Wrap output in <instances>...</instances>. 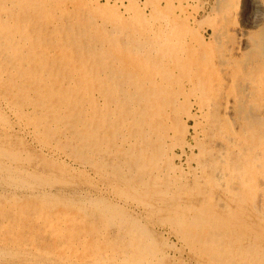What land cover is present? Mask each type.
<instances>
[{
  "label": "rangeland",
  "instance_id": "1",
  "mask_svg": "<svg viewBox=\"0 0 264 264\" xmlns=\"http://www.w3.org/2000/svg\"><path fill=\"white\" fill-rule=\"evenodd\" d=\"M33 1L0 0V264H264V0ZM38 12L47 16L42 23ZM2 25L16 29L7 33L11 40ZM63 50L74 57L70 67ZM6 74L7 80L16 77L11 86ZM68 76L81 80L71 86L89 79L90 99L100 106L93 121L102 128L88 141L62 134L64 127L41 102L46 87L60 91ZM31 77L43 80L41 87ZM90 99L81 103L85 110H91Z\"/></svg>",
  "mask_w": 264,
  "mask_h": 264
},
{
  "label": "bare ground",
  "instance_id": "2",
  "mask_svg": "<svg viewBox=\"0 0 264 264\" xmlns=\"http://www.w3.org/2000/svg\"><path fill=\"white\" fill-rule=\"evenodd\" d=\"M5 1H7V0H5ZM11 1V0H10ZM14 1V0H13ZM18 1V0H17ZM20 1H22V0H20ZM25 2H26V0H24ZM40 1V0H39ZM60 1V0H59ZM97 1H99V0H97ZM136 1V0H135ZM147 1V0H146ZM33 2H35V0L33 1ZM45 2V1H44ZM56 2H58V1H56ZM61 2H62V0H61ZM79 2V1H78ZM83 2V1H82ZM86 2V1H85ZM88 2H90V0L88 1ZM100 2V1H99ZM116 2V1H115ZM137 2V1H136ZM239 3H240V1H238ZM262 2V1H261ZM4 3H6V2H4ZM22 3V2H21ZM37 3V2H36ZM39 3V2H38ZM91 3V2H90ZM93 3V2H92ZM123 3V2H122ZM121 3V4H122ZM148 3V2H147ZM173 2H171V4H172ZM236 3V2H235ZM238 3V4H239ZM2 4H3V2H2ZM54 4V3H53ZM87 4V3H86ZM85 4V5H86ZM134 4V3H133ZM179 4V3H178ZM177 4V5H178ZM227 4V3H226ZM228 4H230L229 2H228ZM238 4H236V5H238ZM6 5V4H5ZM5 5H4V7H5ZM10 5V4H9ZM29 5H31V6H33L32 4H29ZM92 5H94V3L92 4ZM91 4H90V6H92ZM123 5V4H122ZM167 5H169V4H167ZM1 6V5H0ZM3 6V5H2ZM8 6V5H7ZM17 6V5H16ZM31 6H30V8H31ZM34 6L36 7V5H35V3H34ZM43 6V5H42ZM47 6V5H46ZM78 6H79V4H78ZM89 6V7H90ZM128 6V5H127ZM126 6V7H127ZM133 6H135V5H133ZM139 6L140 7H142L140 4H139ZM144 6V5H143ZM264 6V5H263ZM3 7V8H4ZM26 7L28 8V6L26 5ZM25 7V9L24 8H22V9H24L25 11H26V8ZM71 7V6H70ZM76 7V6H75ZM74 7V8H75ZM80 7L81 6H79L78 8L80 9ZM93 7V6H92ZM130 7V6H129ZM227 7V6H226ZM239 7V6H238ZM9 8V7H8ZM14 8H16L15 6H14ZM20 8V7H19ZM61 8V7H60ZM63 8V7H62ZM73 8V9H74ZM77 8V9H78ZM94 8V7H93ZM97 8V7H96ZM99 8V7H98ZM97 8V9H98ZM119 8V7H118ZM124 8V7H123ZM131 8V7H130ZM179 8V7H178ZM177 8V9H178ZM21 9V8H20ZM39 9H41V8H39ZM65 9V8H64ZM91 9V8H90ZM127 9L128 10H131V9H129L128 7H127ZM135 9V8H134ZM138 9V8H137ZM141 9V8H140ZM12 10V9H11ZM33 10V9H32ZM36 10V9H35ZM42 10V9H41ZM40 10V12H43V11H41ZM49 10V9H48ZM63 10V9H62ZM84 10V9H83ZM144 10V9H143ZM146 10V9H145ZM176 10V9H175ZM179 10V9H178ZM1 11L2 10H0V13H1ZM15 11V10H14ZM28 11V10H27ZM31 11V10H30ZM36 11H38V10H36ZM64 11V10H63ZM69 11V10H68ZM79 11V10H78ZM78 11H77V14H78ZM80 11H81V9H80ZM124 11V10H123ZM136 11V10H135ZM135 11H133V14H134V12ZM140 11H142V10H140ZM180 11V10H179ZM182 11V10H181ZM3 12V11H2ZM4 12H5V10H4ZM10 12V11H9ZM19 12H20V10H19ZM22 12V11H21ZM54 12H57V11H54ZM93 11H91V13H92ZM99 12V11H98ZM138 12V11H137ZM175 12V11H174ZM5 13H8V12H5ZM11 13V12H10ZM10 13H8V16L10 15ZM23 14H24V12H22ZM32 13V12H31ZM34 13H36V12H34ZM48 13H49V11H48ZM53 13V12H52ZM82 13V12H81ZM136 13V12H135ZM142 13V12H141ZM141 13L139 12V14L141 15ZM173 13V12H172ZM184 13H185V11H184ZM183 12H182V14H184ZM226 13H227V11H226ZM234 13V12H233ZM233 13H232V15H233ZM4 14V13H3ZM51 14V13H50ZM58 14V13H57ZM60 14V13H59ZM84 14V13H83ZM87 14V13H86ZM115 15H116V13H114ZM142 14H144L145 15V13H142ZM177 14V13H176ZM175 14V15H176ZM180 14V13H179ZM181 14V15H182ZM228 14H230V11L228 12ZM53 15H56V14H53ZM61 15V14H60ZM78 15H81V14H78ZM93 15V14H92ZM105 15V14H104ZM110 15H112V14H109V16ZM114 15V16H115ZM131 15V14H130ZM135 15V14H134ZM134 15H133V18H134ZM185 15H186V13H185ZM224 15V14H223ZM231 15V16H232ZM236 15H237V13H236ZM5 16V15H4ZM85 16V15H84ZM102 16V15H101ZM132 16V15H131ZM136 16V15H135ZM138 16V15H137ZM180 16V15H179ZM187 16V15H186ZM11 17V15L9 16V18ZM21 17V16H20ZM19 16L17 17L16 16V18H17V22L19 21L18 19L20 18ZM29 17V16H28ZM36 17V16H35ZM47 16H46V14L45 13H37V18H39V19H37V20H39V22H40V20L42 19V20H45V19H43V18H46ZM63 17V16H62ZM75 17V16H74ZM87 17V16H86ZM91 17V16H90ZM103 17V16H102ZM117 17V16H116ZM139 17V16H138ZM174 17V16H173ZM234 17V16H233ZM13 18H14V16H13ZM15 18V19H16ZM34 18V17H33ZM49 18V17H48ZM53 18V17H52ZM55 18V17H54ZM53 18V19H54ZM82 18V17H81ZM93 18V17H92ZM132 18V17H131ZM137 18V17H136ZM140 18V17H139ZM177 18V17H176ZM181 18V17H180ZM11 19V18H10ZM36 19V18H35ZM59 19H60V17H59ZM67 19H68V17H67ZM69 19H71V18H69ZM68 19V20H69ZM76 19V18H75ZM78 19V18H77ZM86 19V18H85ZM90 19V18H89ZM104 19V18H103ZM106 19H107V17H106ZM182 19V18H181ZM232 19V18H231ZM8 20V19H7ZM14 20V19H13ZM24 20V19H23ZM31 20H32V17H31ZM55 20V19H54ZM62 20V19H61ZM79 20V19H78ZM83 20V19H82ZM108 20V19H107ZM228 20V19H227ZM235 18L233 19V20H231L230 21V19L228 20V21H230V22H235ZM1 21H2V19H1ZM27 21V20H26ZM74 21V20H73ZM72 21V22H73ZM86 21V20H85ZM135 21V20H134ZM165 21V20H164ZM167 21V20H166ZM178 21V20H177ZM190 21V20H189ZM16 22V21H15ZM14 22V23H15ZM28 22V21H27ZM38 22V21H37ZM54 22V21H53ZM59 22V21H58ZM61 22V21H60ZM63 22V21H62ZM62 22H61V25H63L62 24ZM75 22L77 23L78 21L76 20V21H74V24H75ZM81 22V21H80ZM83 22V21H82ZM88 22V21H87ZM94 22V21H93ZM112 22V21H111ZM118 22V21H117ZM175 22H176V20H175ZM184 22V21H183ZM182 22V23H183ZM223 22H225V21H223ZM40 23H42V21L40 22ZM49 23V22H48ZM48 23H47V25H48ZM63 23H65V22H63ZM84 23V22H83ZM90 23H91V20H90ZM89 23V24H90ZM106 23V22H105ZM108 23V22H107ZM115 23V22H114ZM168 23V22H167ZM179 23V22H178ZM236 23V22H235ZM7 24H9V23H7ZM10 24H12V23H10ZM24 24V23H23ZM23 24H22V26H23ZM46 24V23H45ZM71 24H73V23H71ZM101 24V23H100ZM103 24V23H102ZM112 24V23H111ZM27 25V24H26ZM107 25H109V23L107 24ZM113 25V24H112ZM181 25V24H180ZM222 25V24H221ZM9 26V25H8ZM8 26H5V25H2V27L1 28H3L4 29V31H6V32H4V31H2L3 32V36H6L5 38L6 39H10L9 37H8V34L10 33V32H13V31H16V29L14 30V28L13 27H8ZM28 26V25H27ZM60 26V25H59ZM64 26V25H63ZM71 26V25H70ZM102 26V25H101ZM127 26V25H126ZM140 26V25H139ZM142 26V25H141ZM186 26H188L187 24H186ZM225 26V25H224ZM235 26V25H234ZM236 26H238V25H236ZM24 27H25V25H24ZM43 27H45V26H43ZM50 27V26H49ZM49 27H47V28H49ZM79 27V26H78ZM83 27V26H82ZM95 27V26H94ZM106 27V26H105ZM146 27V26H145ZM150 27H151V25H150ZM25 28H27V27H25ZM42 28V27H41ZM93 28V27H92ZM103 28H104V26H103ZM107 28H108V26H107ZM133 28V27H132ZM139 28V27H138ZM165 28V27H164ZM178 28V27H177ZM226 28V27H225ZM224 28V29H225ZM18 29V28H17ZM58 29V28H57ZM70 29V28H69ZM68 29V30H69ZM73 29V28H72ZM126 29V28H125ZM131 29V28H130ZM137 29V28H136ZM136 29H135V31H136ZM146 29V28H145ZM222 28L220 27V30H221ZM223 29V30H224ZM236 29V28H235ZM19 30V29H18ZM47 30V29H46ZM54 30V29H53ZM74 30V29H73ZM92 30V29H91ZM98 30V29H97ZM108 30H110L111 31V28L110 29H108ZM118 30V29H117ZM155 30V29H154ZM232 30L233 29H231V32H232ZM244 30V29H243ZM32 31V30H31ZM51 31H52V29H51ZM60 31H61V29H60ZM70 31V30H69ZM72 31V30H71ZM80 31L81 30H79L78 32H79V34H80ZM137 31H138V29H137ZM172 30H170V32H171ZM195 31V30H194ZM239 31V30H238ZM17 32V31H16ZM74 32V31H73ZM129 32H131V31H129ZM159 32V31H158ZM175 32H176V30H175ZM190 32V31H189ZM236 32V31H235ZM5 33V34H4ZM8 33V34H7ZM22 33H23V31H22ZM39 33V32H38ZM60 33H62V32H60ZM65 33V32H64ZM69 33V32H68ZM85 33V32H84ZM89 33H91V31L89 32ZM94 33V32H93ZM99 32H96V35L98 34ZM102 33H104V32H102ZM111 33V32H110ZM163 33V32H162ZM161 33V34H162ZM172 33V32H171ZM226 33V32H225ZM240 33H242V32H240ZM15 34H17V33H15ZM32 34V33H31ZM35 34V33H34ZM50 34H52V33H50ZM132 34H134L133 33V30H132ZM139 34V33H138ZM224 34V33H223ZM9 35H13V34H9ZM24 35V34H23ZM30 35V34H29ZM28 35V36H29ZM37 35V34H36ZM46 35H47V32H46ZM45 35V36H46ZM106 35V34H105ZM104 35V36H105ZM116 35V34H115ZM122 35V34H121ZM125 35V34H124ZM123 35V36H124ZM126 35H127V33H126ZM142 35V34H141ZM163 35V34H162ZM167 35H168V33H167ZM191 35V34H190ZM222 35V34H221ZM234 35V34H233ZM248 35V34H247ZM44 36V37H45ZM54 36V35H53ZM58 36V35H57ZM65 36V35H64ZM94 36V35H93ZM100 36H101V33H100ZM136 36V35H135ZM158 36V35H157ZM168 36H170V35H168ZM167 36V37H168ZM192 36V35H191ZM228 36V35H227ZM20 37V36H19ZM29 37H31V35L29 36ZM68 37V36H67ZM82 37H86V34H85V36H82ZM81 37V38H82ZM92 37V36H91ZM112 37H113V35H112ZM119 37V36H118ZM122 37V36H121ZM126 37V36H125ZM147 37V36H146ZM162 37V36H161ZM192 37H195L194 36V34H193V36ZM220 37V36H219ZM230 37V36H229ZM32 38H33V36H32ZM31 38V39H32ZM40 38V37H39ZM61 38V37H60ZM81 38H80V40H81ZM120 38V37H119ZM124 38V37H123ZM127 38V37H126ZM142 38H145V36H143ZM171 38V37H170ZM169 38V39H170ZM242 38H244V37H242ZM2 39H3V37H2ZM22 39V38H21ZM37 39H38V36H37ZM46 39V38H45ZM48 39V38H47ZM54 39V38H53ZM90 39V38H89ZM98 39V38H97ZM99 39H100V37H99ZM111 39V38H110ZM113 39V38H112ZM114 39H115V37H114ZM131 38H129V40H130ZM140 39V38H139ZM202 39V38H201ZM232 39V38H231ZM238 39V38H237ZM11 40V39H10ZM13 40V39H12ZM28 40H30V39H28ZM91 40H94V39H91ZM96 40V39H95ZM119 40V39H118ZM124 40H126V39H124ZM134 40V39H133ZM141 40V39H140ZM139 40V41H140ZM146 40V39H145ZM164 40V39H163ZM199 40V39H198ZM220 40V39H219ZM245 40V39H244ZM39 41H40V39H39ZM46 41V40H45ZM79 41V40H78ZM97 41V40H96ZM104 41V40H103ZM103 41H102V43H103ZM108 41V40H107ZM120 41V40H119ZM132 41V40H131ZM130 41V42H131ZM148 41V40H147ZM177 41V40H176ZM231 41H233V40H231ZM235 41V40H234ZM242 41V40H241ZM25 42H27V41H25ZM29 42V41H28ZM31 42H32V40H31ZM41 42V41H40ZM115 42H117L116 40H115ZM122 42V41H121ZM127 42V41H126ZM129 42V43H130ZM145 42V41H144ZM159 42V41H158ZM198 42H200V41H198ZM204 42V41H203ZM237 42V41H236ZM235 42V43H236ZM246 42V41H245ZM73 43V42H72ZM101 43V42H100ZM118 43V42H117ZM123 43V42H122ZM125 43V42H124ZM148 43H150L149 41H148ZM161 43V42H160ZM193 43H194V41H193ZM201 43V42H200ZM199 43V44H200ZM205 43V42H204ZM234 43V42H233ZM239 43V42H238ZM61 44V43H60ZM71 44V43H70ZM69 44V45H70ZM74 45H76L75 44V42L73 43ZM83 44V43H82ZM104 44V43H103ZM103 44H101V47L103 46ZM109 44V43H108ZM115 44V43H114ZM139 44V43H138ZM159 44V43H158ZM244 44V43H243ZM64 45V44H63ZM111 45V44H110ZM110 45H109V47H110ZM120 45H122V44H120ZM125 45V44H124ZM132 45H133V43H132ZM142 45V44H141ZM224 45V44H223ZM227 45V44H226ZM225 45V46H226ZM230 45H232V44H230ZM33 46V45H32ZM61 46V45H60ZM86 46V45H85ZM84 46V47H85ZM92 46V45H91ZM126 46V45H125ZM134 46V45H133ZM132 46V47H133ZM146 46V45H145ZM148 46V45H147ZM146 46V47H147ZM194 46V45H193ZM195 46H196V44H195ZM200 46H202V45H200ZM199 46V47H200ZM228 46V45H227ZM1 47H3V46H1ZM56 47H57V45H53V49L55 48L56 49ZM66 47V46H65ZM116 47V46H115ZM119 47V46H118ZM117 47V48H118ZM121 47V46H120ZM119 47V48H120ZM145 47V48H146ZM222 47V46H221ZM231 47V46H230ZM20 48V47H19ZM37 48H38V46H37ZM46 48V47H45ZM51 47H49V49H50ZM58 48H59V46H58ZM78 48V47H77ZM80 48V47H79ZM95 48V47H94ZM110 48H112V47H110ZM141 48V47H140ZM139 48V49H140ZM178 48V47H177ZM194 48V47H193ZM205 48V47H204ZM224 48V47H223ZM239 48H240V45H239ZM41 49V48H40ZM39 49V50H40ZM43 49V48H42ZM52 49V50H53ZM65 49H67V47L65 48ZM64 49V50H65ZM81 49V48H80ZM87 49H88V47H87ZM112 49H114V48H112ZM129 49V48H128ZM132 50L134 49V48H131ZM182 49V48H181ZM198 49V48H197ZM206 49V48H205ZM219 49H220V47H219ZM218 49V50H219ZM15 50H16V48H15ZM32 50V49H31ZM34 50V49H33ZM63 50V53L65 54V56H66V59H65V61H66V63H68V61L69 62H71V63H73L72 62V58H74V57H71L70 56V54L71 53H69V55H68V51L66 50V51H64ZM69 50V49H68ZM71 50V49H70ZM93 50V49H92ZM91 50V51H92ZM101 50L102 51H105L104 49H102L101 48ZM116 49H114V51H115ZM124 50V49H123ZM201 50H202V48H201ZM208 50V49H207ZM211 50V49H210ZM232 51H233V49H231ZM42 51V50H41ZM41 51H39L40 53H41ZM60 51V50H59ZM80 51V50H79ZM81 51H82V49H81ZM94 51V50H93ZM142 51H143V49H142ZM178 51V50H177ZM191 52H192V50H190ZM195 51L196 50H194L193 52H194V54H195ZM43 52H44V50H43ZM50 52V51H49ZM89 52V51H88ZM119 53H120V51H118ZM143 52H145V50L143 51ZM147 52V51H146ZM170 52V51H169ZM192 52V53H193ZM204 52H205V50H204ZM209 52V51H208ZM211 52V51H210ZM222 52V51H221ZM237 52V51H236ZM245 52V51H244ZM4 53V52H3ZM2 53V54H3ZM34 53V52H33ZM52 53H53V51H52ZM51 52H50V55L52 54ZM55 53V52H54ZM61 53V52H60ZM59 53V54H60ZM81 53V52H80ZM80 53H78V54H80ZM96 53H97V50H96ZM179 53V52H178ZM181 53V52H180ZM190 53V52H189ZM6 54V53H5ZM35 54V53H34ZM37 54H39L38 52H37ZM36 54V55H37ZM63 54V55H64ZM89 54V53H88ZM115 54V53H114ZM122 54V53H121ZM142 54V53H141ZM140 54V55H141ZM201 54V53H200ZM212 54V53H211ZM210 54V55H211ZM1 55V54H0ZM12 55H15V57L13 58V62L15 61V60H17L18 59V57H17V55L13 52V54ZM23 55V54H22ZM35 55V56H36ZM43 55V54H42ZM46 55V54H45ZM44 55V56H45ZM47 55H49V54H47ZM72 55H73V52H72ZM95 55V54H94ZM106 55V54H105ZM111 55V54H110ZM128 55V54H127ZM179 55V54H178ZM181 55V54H180ZM213 55H214V53H213ZM221 55L223 56L224 54H222L221 53ZM231 55V54H230ZM39 56H40V54H39ZM80 56V55H79ZM106 56H108V55H106ZM112 56V55H111ZM116 56H118V55H116ZM133 56V55H132ZM153 56H154V54H153ZM183 56V55H182ZM193 56V55H192ZM196 56V55H195ZM202 56V55H201ZM204 56H205V54H204ZM234 56V55H233ZM259 56V55H258ZM260 56H262V55H260ZM1 57V56H0ZM37 57V56H36ZM81 57V56H80ZM92 57V56H91ZM97 57V56H96ZM113 57V56H112ZM126 57V56H125ZM136 57H138V56H136ZM144 57V56H143ZM194 57V56H193ZM206 57V56H205ZM204 57V58H205ZM217 57V56H216ZM219 57V56H218ZM228 57V56H227ZM263 57V56H262ZM39 58H41V57H39ZM63 58H65V57H63ZM83 58H84V56H83ZM93 58V57H92ZM108 58V57H107ZM116 58V57H115ZM187 58H188V56H187ZM191 58V57H190ZM198 58V57H197ZM207 58H209V57H207ZM214 58V57H213ZM232 58V57H231ZM249 58V57H248ZM43 59V58H42ZM49 59V58H48ZM61 59V58H60ZM59 59V60H60ZM91 59V58H90ZM96 59V58H95ZM138 59V58H137ZM196 59V58H195ZM211 59H212V55H211ZM216 59V58H215ZM221 58H219V60H220ZM230 59V58H229ZM243 59V58H242ZM242 59L240 60V61H242ZM250 59H252V58H250ZM256 59V58H255ZM264 59V58H263ZM50 60V59H49ZM51 60H53V59H51ZM55 60V59H54ZM62 60V59H61ZM74 60H76V59H74ZM86 60V59H85ZM88 60H89V57H88ZM94 60V59H93ZM104 60V59H103ZM106 60V59H105ZM118 60H120V58L118 59ZM122 60V59H121ZM133 60V59H132ZM135 60V59H134ZM139 60H140V57H139ZM170 60V59H169ZM218 60V61H219ZM236 60V59H235ZM257 60H260V59H257ZM6 61V60H5ZM11 61V62H12ZM30 61H31V59H30ZM38 61V60H37ZM48 61V60H47ZM80 61V60H79ZM82 61H84L83 59H82ZM123 61V60H122ZM128 61V60H127ZM144 61V60H143ZM143 61H140V62H143ZM147 61V60H146ZM217 61V62H218ZM222 61H223V59H222ZM226 61V60H225ZM239 61V62H240ZM253 61V60H252ZM21 62V61H20ZM32 62V61H31ZM52 62V61H51ZM55 62V61H54ZM113 62V61H112ZM139 62V61H138ZM137 62V63H138ZM188 61H186V63H187ZM191 62V61H190ZM193 62V61H192ZM198 62V61H197ZM233 62V61H232ZM237 62V61H236ZM2 63H4V62H2ZM6 63V62H5ZM26 63V62H25ZM45 63L46 62H44V63H42V65H45ZM48 63V62H47ZM75 63V65H76V62H74ZM101 63V62H100ZM99 63V64H100ZM114 63V62H113ZM122 63V62H121ZM127 64H129L128 62H126ZM144 63V62H143ZM166 63V62H165ZM246 63V61H244V64ZM252 63V62H251ZM19 64V63H18ZM33 64H34V62H33ZM37 64H39V63H37ZM90 64V66H91V63H89ZM88 64V65H89ZM123 64V63H122ZM133 64V63H132ZM139 64V63H138ZM192 64V63H191ZM222 64V63H221ZM220 64V65H221ZM225 64H226V62H225ZM247 64V63H246ZM253 64H254V62H253ZM257 64V63H256ZM3 65V64H2ZM57 65V64H56ZM73 65V64H72ZM79 65V64H78ZM108 65V64H107ZM197 65H199V64H197ZM217 65V64H216ZM223 65V64H222ZM230 65V64H229ZM228 65V66H229ZM248 65H249V63H248ZM258 65H259V63H258ZM264 65V64H263ZM4 66V65H3ZM6 66H7V64H6ZM35 66H36V62H35ZM40 66V65H39ZM54 66V65H53ZM52 66V67H53ZM68 66H69V63H68ZM114 66V65H113ZM141 66V65H140ZM146 66V65H145ZM153 66H155V65H153ZM218 66H219V64H218ZM16 67V66H15ZM14 67V68H15ZM43 67V66H42ZM55 67V66H54ZM63 67H64V65H63ZM70 67V66H69ZM74 67V66H73ZM98 67V66H97ZM103 67H104V65H103ZM120 67H121V65H120ZM147 67V66H146ZM156 67V66H155ZM187 67H188V65H187ZM192 67H193V65H192ZM200 67V66H199ZM204 67V66H203ZM233 67V66H232ZM235 67V66H234ZM248 67V66H247ZM254 67V66H253ZM261 67V66H260ZM21 68V67H20ZM31 68V67H30ZM35 68V67H34ZM33 68V69H34ZM40 68H41V66H40ZM49 66H45V68H43L44 70H47V71H49ZM62 68V67H61ZM65 68V67H64ZM74 68H76V67H74ZM73 68V69H74ZM79 68V67H78ZM77 68V69H78ZM89 68V67H88ZM132 68V67H131ZM136 68V67H135ZM189 68V67H188ZM195 68H196V65H195ZM207 68V67H206ZM209 68H210V66H209ZM212 68V67H211ZM210 68V69H211ZM218 68V67H217ZM223 68V67H222ZM226 68V67H225ZM224 68V69H225ZM1 69V68H0ZM11 69H12V67H11ZM10 69V70H11ZM26 69H27V67H26ZM72 69V70H73ZM92 69H93V66H92ZM107 69H109V68H107ZM123 70H124V66H123V68H122ZM121 69V70H122ZM126 69V68H125ZM127 69H128V67H127ZM173 69V68H172ZM180 69H182V68H180ZM190 69V68H189ZM199 69V68H198ZM210 69H209V71H210ZM215 69V68H214ZM233 69V68H232ZM255 69H256V66H255ZM14 70V69H13ZM16 70H17V68H16ZM35 70L36 69H34V72H35ZM50 70H51V68H50ZM67 70V69H66ZM113 69L111 68V71H112ZM132 70V69H131ZM136 70V69H135ZM140 70H141V68H140ZM153 70V69H152ZM171 70V69H170ZM200 70V69H199ZM213 70V69H212ZM230 70V69H229ZM234 70V69H233ZM244 70V69H243ZM5 71V70H4ZM9 71V70H8ZM17 71H19V70H17ZM42 70H40L39 71V74H40V72H41ZM58 71V70H57ZM80 71V70H79ZM90 71V70H89ZM105 71V70H104ZM120 71V70H119ZM149 71V70H148ZM183 71H186L185 69L183 70ZM193 71H195V70H193ZM198 71V70H197ZM203 71V70H202ZM225 71V70H224ZM223 71V72H224ZM16 72V71H15ZM31 72V71H30ZM69 72V71H68ZM74 72V71H73ZM91 72L93 73V71L91 70ZM109 72V71H108ZM124 72V71H123ZM131 72V71H130ZM137 72V71H136ZM141 72V71H140ZM155 72V71H154ZM178 72V71H177ZM199 72V71H198ZM211 72V71H210ZM215 72V71H214ZM226 72V71H225ZM236 72V71H235ZM235 72H234V74H235ZM264 72V71H263ZM3 73V72H2ZM1 73V74H2ZM8 73V72H7ZM10 73H11V71H10ZM10 73H8V74H10ZM12 73H13V71H12ZM20 73V72H19ZM42 73V72H41ZM84 74H86V72H83ZM111 73H113V72H111ZM190 72H188V73H186V74H189ZM200 73V72H199ZM204 74H205V72H203ZM202 72H201V75L203 74ZM212 73H213V71H212ZM221 73V72H220ZM247 73V72H246ZM14 74V73H13ZM23 74H24V72H23ZM33 74V73H32ZM35 74V73H34ZM43 74V73H42ZM41 74V75H42ZM48 74H50V73H48ZM64 75H63V77L65 76V77H67L66 75H65V73H63ZM82 74V73H81ZM107 74V73H106ZM131 74H132V72H131ZM145 74V73H144ZM157 74H158V72H157ZM176 74H178V73H176ZM203 74V75H204ZM214 74V76H215V73H213ZM213 74H212V76H213ZM237 74V73H236ZM236 74H235V76H236ZM244 74H245V72H244ZM40 75V76H41ZM52 75V74H51ZM57 75H58V73L56 74V77H57ZM96 75V74H95ZM153 75V74H152ZM159 75V74H158ZM191 75H193V74H191ZM190 75V76H191ZM209 75H210V73H209ZM218 74H216V76H217ZM224 75H226V73L224 74ZM240 75V74H239ZM262 75V74H261ZM261 75H259V76H261ZM38 76V75H37ZM92 76V75H91ZM107 76V75H106ZM113 76H115L116 77V75H115V73H114V75ZM132 76V75H131ZM157 75L155 74V77H156ZM169 76V75H168ZM177 76V75H176ZM194 76V75H193ZM211 76V77H212ZM215 76V77H216ZM253 76V75H252ZM256 76V75H255ZM10 77V76H9ZM17 77H18V74H17ZM25 77H27V76H25ZM44 77V76H43ZM42 77V78H43ZM55 77V78H56ZM62 77V76H61ZM75 77V76H74ZM108 77V76H107ZM159 77V76H158ZM197 77V76H196ZM204 77V76H203ZM209 77V76H208ZM217 77H219V75L217 76ZM232 77V76H231ZM237 77H238V75H237ZM16 78V77H15ZM15 78H14V80H15ZM77 78H79L78 76H77ZM91 78V77H90ZM95 78V77H94ZM98 78H99V76H98ZM110 78H111V76H110ZM123 78H125V77H123ZM128 78H130V76H128ZM127 78V79H128ZM136 78V77H135ZM179 78V77H178ZM192 78V77H191ZM204 78H206V77H204ZM226 78V77H225ZM252 78V77H251ZM258 78V80L260 79L259 77H257ZM31 82L32 83H34V84H36L38 87H41V83L39 84V82L41 81V82H44L43 80H40L39 82H36V80L35 79H33L32 77H31ZM41 79V78H40ZM57 79H58V77H57ZM68 81H69V83H67L68 85H64V87H61V90L60 91H57V88L55 87V86H52V85H50L49 87H46L47 86V84H46V88H47V90H46V93L45 92H42V97H44V98H42L41 99V102L43 103V105L45 106V110L46 111H48V112H51L52 113V115H53V117H55L56 118V120H55V124L56 125H59V126H61V127H64V129H62V134H65L66 132H68L69 131V134H74V139L75 138H83L84 139V141H88V138L90 137V139H91V136L92 137H94V133H95V130H96V128H98V129H101L102 128V126L101 125H98L97 124V122H94L93 121V119H97V118H99L98 116H95V113H97V111H96V108H99V107H97V105H99L98 103H97V100L95 99V98H91L90 99V95H89V92H88V89H90L91 88V86H92V84H90V80L88 79L87 81H85V82H83V83H81L82 85H79V84H76V85H72L71 86V84H73V83H77L78 82V80L77 79H73V77H69L68 76ZM104 79V78H103ZM121 79V78H120ZM140 79V78H139ZM146 80L147 79H149L148 77L147 78H145ZM159 79V78H158ZM164 79V78H163ZM180 79V78H179ZM200 79V78H199ZM209 79H211V78H209ZM221 79V78H220ZM220 79H218V80H220ZM237 79V78H236ZM242 79V78H241ZM2 80V79H1ZM6 80H7V74H6ZM11 80H12V82H11ZM13 77L9 80H7V84L6 85H12L13 84ZM18 80H19V78H18ZM17 80V81H18ZM23 81H24V78L22 79ZM59 80V79H58ZM58 80H56V81H58ZM115 80V79H114ZM119 80V79H118ZM145 80V81H146ZM176 80V79H175ZM182 80L183 79H181V82H182ZM195 80H197V79H195ZM240 80V79H239ZM54 81V80H53ZM55 81V82H56ZM67 81V82H68ZM74 81V82H73ZM79 81H81V80H79ZM107 81H109V80H107ZM131 81V80H130ZM133 81H135L136 82V80H133ZM159 81V80H158ZM165 81V80H164ZM211 81V80H210ZM234 81V80H233ZM236 81V80H235ZM261 81V80H260ZM264 81V80H263ZM5 82V81H4ZM4 82H2V83H4ZM60 82H61V80H60ZM63 82V81H62ZM93 82V81H92ZM99 82V81H98ZM103 82V81H102ZM122 82V81H121ZM124 82V81H123ZM123 82H122V85H123ZM132 82V81H131ZM160 82V81H159ZM161 82H162V80H161ZM160 82V83H161ZM168 82V81H167ZM166 82V83H167ZM175 82V81H174ZM179 82V81H178ZM216 82V81H215ZM215 82H213V83H215ZM223 82V81H222ZM221 82V83H222ZM243 82H245V81H243ZM242 82V83H243ZM262 82V81H261ZM2 83L0 84V85H2ZM20 83H21V81H20ZM23 83V82H22ZM31 83V84H32ZM57 84H58V82H56ZM64 83V82H63ZM71 83V84H70ZM111 83V82H110ZM118 83V82H117ZM130 82H128V84H129ZM143 83H144V81H143ZM159 83V84H160ZM164 83V82H163ZM191 83V82H190ZM205 83V82H204ZM217 83V82H216ZM230 83V82H229ZM236 83V82H235ZM240 83V82H239ZM262 83H264V82H262ZM24 84H25V81H24ZM23 84V85H24ZM33 84V85H34ZM39 84V85H38ZM66 84V83H65ZM113 84V83H112ZM136 84H137V82H136ZM179 84H180V82H179ZM182 84V83H181ZM192 84V83H191ZM210 84V83H209ZM222 84H224V83H222ZM245 84V83H244ZM4 85V84H3ZM22 85V84H21ZM61 84H58V86H60ZM115 85V84H114ZM118 85V84H117ZM130 85V84H129ZM162 85H164V84H162ZM188 85V84H187ZM197 85V84H196ZM229 86L231 85V84H228ZM237 85H239V84H237ZM255 85V84H254ZM256 85H257V83H256ZM107 86V85H106ZM111 86V85H110ZM121 86V85H120ZM128 86V85H127ZM144 86V85H143ZM177 86H178V84H177ZM198 86H199V84H198ZM206 86V85H205ZM217 86V85H216ZM223 86V85H222ZM235 86V85H234ZM9 86H7V87H5L4 89H6V88H8ZM14 87V86H13ZM25 87H26V85H25ZM28 87V86H27ZM30 87V86H29ZM117 87V86H116ZM123 87V86H122ZM162 87V86H161ZM165 87H166V85H165ZM164 87V88H165ZM181 87H183V86H181ZM180 87V88H181ZM231 87V86H230ZM238 87V86H237ZM15 88V87H14ZM132 88H135V87H132ZM149 88V87H148ZM169 88V87H168ZM195 88V87H194ZM214 88H216V87H214ZM217 88H219V87H217ZM216 88V89H217ZM233 88V87H232ZM235 88V87H234ZM240 88V87H239ZM238 88V89H239ZM249 88V87H248ZM257 88V87H256ZM255 88V89H256ZM4 89H3V92H4ZM9 89V88H8ZM23 89H24V87H23ZM34 89V88H33ZM110 89V88H109ZM137 89V88H136ZM202 89V88H201ZM200 89V90H201ZM230 89V88H229ZM254 89V88H253ZM13 90V89H12ZM17 90V89H16ZM112 90V89H111ZM119 90V89H118ZM123 90V89H122ZM121 90V91H122ZM125 90V89H124ZM153 90V89H152ZM163 90V89H162ZM177 90H178V88H177ZM197 90V89H196ZM207 90V89H206ZM213 90V89H212ZM221 90H222V88H221ZM224 90V89H223ZM222 90V91H223ZM228 90V89H227ZM227 90H225V92L227 91ZM236 90V89H235ZM247 90V89H246ZM29 91V90H28ZM107 91V90H106ZM120 91V90H119ZM126 91H127V89H126ZM129 91H132V89L131 90H129ZM155 91H156V89H155ZM169 91V90H168ZM217 91H220V90H217ZM232 91V90H231ZM234 91V90H233ZM241 91V90H240ZM264 91V90H263ZM9 92H10V90H9ZM12 92V91H11ZM16 92V91H15ZM14 92V93H15ZM21 92V91H20ZM31 92H33V91H31ZM157 92V91H156ZM161 92V91H160ZM174 92V91H173ZM178 92H179V90H178ZM198 92V91H197ZM203 92V91H202ZM205 92V91H204ZM213 92V91H212ZM260 92H261V90H260ZM2 93V92H1ZM13 93V92H12ZM13 93V94H14ZM23 93V92H22ZM35 93V92H34ZM38 93H39V90H38ZM109 93H111V91L109 92ZM108 93V94H109ZM122 93H124V92H122ZM121 93V94H122ZM138 93V92H137ZM150 93V92H149ZM148 93V94H149ZM176 93V92H175ZM211 93V92H210ZM227 93V92H226ZM234 93V92H233ZM238 93V92H237ZM3 94V93H2ZM1 94V95H2ZM11 94V93H10ZM21 94V93H20ZM94 94H95V92H94ZM129 94V93H128ZM146 94V93H145ZM156 94V93H155ZM191 94V93H190ZM190 94H188V95H190ZM261 94H262V92H261ZM17 95V94H16ZM99 95H101V92H100V94ZM98 95V96H99ZM157 95V94H156ZM162 95V94H161ZM175 95V94H174ZM179 95V94H178ZM181 95H183L182 93H181ZM185 95H187V94H185ZM208 95V94H207ZM222 95V94H221ZM244 95V94H243ZM243 95H241V96H243ZM246 95V94H245ZM15 96V95H14ZM20 96V95H19ZM19 96L17 97V98H19ZM36 96V95H35ZM110 96V95H109ZM141 96H143V95H141ZM150 96V95H149ZM169 96H171V95H169ZM176 96V95H175ZM174 96V97H175ZM184 96V95H183ZM210 96L212 97V94H210ZM219 96V95H218ZM225 96V95H224ZM229 96V95H228ZM240 96V95H239ZM8 97V96H7ZM23 97V96H22ZM21 97V98H22ZM114 97V96H113ZM167 97V96H166ZM176 97H178V96H176ZM182 97V96H181ZM187 97V96H186ZM186 97H184V98H186ZM198 97V96H197ZM221 97V96H220ZM223 97V96H222ZM230 97V96H229ZM3 98V97H2ZM12 98H14V97H12ZM24 98H25V96H24ZM23 98V99H24ZM124 98V97H123ZM128 98H129V96H128ZM131 98V97H130ZM134 98H135V92H134ZM172 98V97H171ZM263 98V97H262ZM86 99H90L91 101H90V104L92 105L90 108H91V110H85L83 107H82V105H81V103H82V101L83 100H86ZM98 99V98H97ZM100 99V98H99ZM103 99V98H102ZM122 99V98H121ZM150 99H152V98H150ZM160 99H162V98H160ZM159 99V100H160ZM180 99V98H179ZM178 99V100H179ZM209 99H211L210 97H209ZM225 99V98H224ZM246 99V98H245ZM20 100H22V99H20ZM125 100V99H124ZM132 100V99H131ZM134 100V99H133ZM170 100V99H169ZM7 101V100H6ZM8 101H10V100H8ZM12 102L14 101V100H11ZM16 101H17V99H16ZM38 102H39V100H37ZM106 101H108V99L106 100ZM122 101V100H121ZM185 101V100H184ZM207 101V100H206ZM237 101V100H236ZM240 101V100H239ZM238 101V102H239ZM242 101V100H241ZM245 101V100H244ZM243 101V102H244ZM11 102V103H12ZM15 102V101H14ZM124 102V101H123ZM157 102V101H156ZM186 102V101H185ZM209 102H210V100H209ZM215 102V101H214ZM217 102H219V101H217ZM228 100L227 99H225L224 100V103H222V105H224V108L227 110V108H228ZM231 102H232V100H231ZM85 103H87V102H85ZM114 103V102H113ZM117 103V102H116ZM124 103H127V102H124ZM142 103H143V101H142ZM170 103H171V101H170ZM173 103V102H172ZM221 103V102H220ZM233 103V102H232ZM237 103V102H236ZM240 103V102H239ZM15 104H16V102H15ZM88 104V103H87ZM123 104V103H122ZM176 104V103H175ZM181 104V103H180ZM211 104V103H210ZM213 104V103H212ZM215 104V103H214ZM231 104V103H230ZM234 104V103H233ZM251 104V103H250ZM18 105V104H17ZM37 105V104H36ZM85 105V104H84ZM138 105V104H137ZM140 105V104H139ZM206 105V104H205ZM26 106V105H25ZM24 106V107H25ZM109 106H111V105H109ZM114 106V105H113ZM112 106V107H113ZM149 106V105H148ZM157 106V105H156ZM160 106V105H159ZM207 106V105H206ZM230 107H231V105H229ZM19 107V106H18ZM85 107V106H84ZM139 107V106H138ZM152 107V106H151ZM211 107V106H210ZM216 107V106H215ZM222 107V106H221ZM234 107V106H233ZM233 107H231V108H233ZM250 107H252V106H250ZM19 108H21V107H19ZM109 108V107H108ZM107 108V109H108ZM134 108H136V107H134ZM133 108V109H134ZM143 108H144V106H143ZM153 108V107H152ZM223 108V109H224ZM18 109V108H17ZM23 109V108H22ZM36 109H38V108H36ZM86 109H87V107H86ZM138 109V108H137ZM109 110V109H108ZM211 110H212V108H211ZM228 110H230V109H228ZM235 110V109H234ZM234 110H232V112L234 111ZM249 110H251L250 108H249ZM21 111H23V110H21ZM134 111V110H133ZM153 111V110H152ZM177 111V110H176ZM219 111V110H218ZM222 111V110H221ZM225 111V110H224ZM245 111V110H244ZM100 112V111H99ZM175 112V111H174ZM231 112V113H232ZM91 113H93V114H91ZM137 113V112H136ZM178 114H179V112H177ZM221 113V112H220ZM219 113V114H220ZM105 114V113H104ZM109 114V113H108ZM108 114H107V116H108ZM116 114V113H115ZM118 114V113H117ZM148 114H149V112H148ZM208 114V113H207ZM226 114V113H225ZM229 114V113H228ZM111 115V114H110ZM130 115V114H129ZM138 115V114H137ZM163 115V114H162ZM168 115V114H167ZM175 115V114H174ZM180 115V114H179ZM179 115H177V117L179 116ZM196 115V114H195ZM206 115V114H205ZM231 115V114H230ZM171 116V115H170ZM217 116V115H216ZM219 116V115H218ZM129 117V116H128ZM142 117V116H141ZM213 116H211L210 118H212ZM215 117V116H214ZM223 117H225V116H223ZM231 117V116H230ZM258 117V116H257ZM107 118V117H106ZM130 118H132V117H130ZM150 118V117H149ZM179 118V117H178ZM114 119H116L115 117H114ZM138 119V118H137ZM165 119V118H164ZM169 119V118H168ZM215 119V118H214ZM218 119H219V117H218ZM222 119V118H221ZM225 119V118H224ZM231 119V118H230ZM42 120V119H41ZM52 120V119H51ZM126 120V119H125ZM151 120H152V118H151ZM158 120V119H157ZM167 120V119H166ZM171 120V119H170ZM211 120H213V118L211 119ZM217 120V119H216ZM215 120V121H216ZM225 120H227V118L225 119ZM49 121V120H48ZM53 121V120H52ZM173 121V120H172ZM181 121H183L182 119H181ZM222 121V120H221ZM224 121V120H223ZM45 122V121H44ZM50 122V121H49ZM123 122V121H122ZM170 122V121H169ZM227 122H228V120H227ZM43 123V122H42ZM54 123V122H53ZM117 123V122H116ZM230 123V122H229ZM229 123H228V127H229ZM107 124V123H106ZM115 125V124H114ZM126 125V124H125ZM170 125V124H169ZM217 125V124H216ZM248 125H249V123H248ZM51 126V125H50ZM116 126H117V124H116ZM203 126V125H202ZM251 126V125H250ZM55 127V126H54ZM115 127V126H114ZM145 127V126H144ZM143 127V128H144ZM212 127H215V126H213L212 125ZM219 127V126H218ZM232 127V126H231ZM253 127V126H252ZM111 128V127H110ZM123 128V127H122ZM129 128V127H128ZM209 128V127H208ZM52 129V128H51ZM54 129H56V128H54ZM97 129V130H98ZM181 129V128H180ZM262 129V128H261ZM82 130V131H81ZM93 130V131H92ZM257 131H258V129H256ZM263 130V129H262ZM90 131H91V133H90ZM111 131V130H110ZM109 131V132H110ZM224 131V130H223ZM260 131V130H259ZM101 132V131H100ZM106 132V131H105ZM105 132H103V133H105ZM261 132V131H260ZM50 133V132H49ZM76 133V134H75ZM223 133V132H222ZM247 133V132H246ZM258 133V132H257ZM110 134V133H109ZM210 134V133H209ZM235 134V133H234ZM249 134H251V133H249ZM259 134V133H258ZM9 135V134H8ZM91 135V136H90ZM153 135V134H152ZM100 136V135H99ZM209 136V135H208ZM227 136V135H226ZM236 136V135H235ZM246 136H247V134H246ZM102 137V136H101ZM228 137V136H227ZM243 137V136H242ZM219 138V137H218ZM250 138V137H249ZM228 140V139H227ZM251 140V139H250ZM220 141H222L221 139H220ZM219 141V142H220ZM234 141V140H233ZM198 142V141H197ZM202 142V141H201ZM231 142V141H230ZM258 142V141H257ZM256 142V143H257ZM68 143V142H67ZM222 143V142H221ZM240 143V142H239ZM69 144V143H68ZM119 144V143H118ZM238 144V143H237ZM49 145V144H48ZM72 145V144H71ZM232 145V144H231ZM248 145H249V143H248ZM66 146V145H65ZM83 146V145H82ZM209 146H211V145H209ZM252 147V146H251ZM242 148V150H243V147H241ZM253 148V147H252ZM219 149V148H218ZM217 149V150H218ZM221 149V148H220ZM223 150H224V148H222ZM261 149V148H260ZM59 150V149H58ZM250 150V149H249ZM199 151V150H198ZM245 151V150H244ZM259 151V150H258ZM257 151V152H258ZM260 151H262V150H260ZM169 152V151H168ZM251 152V151H250ZM83 153V152H82ZM213 153V152H212ZM225 153V152H224ZM236 153V152H235ZM240 153V152H239ZM245 153V152H244ZM262 153V152H261ZM238 154V153H237ZM248 154H250V153H248ZM255 154V153H254ZM263 154V153H262ZM225 156H226V154H224ZM223 155V156H224ZM240 155V154H239ZM253 156H255V155H253ZM260 157V156H259ZM251 158H253V157H251ZM257 158V157H256ZM204 159V158H203ZM220 159H221V157H220ZM248 160V159H247ZM246 160V161H247ZM257 160H258V158H257ZM209 161V160H208ZM223 161V160H222ZM199 162V161H198ZM224 162V161H223ZM254 162V161H253ZM257 162V161H256ZM261 162H262V159H261ZM56 163V162H55ZM79 163V162H78ZM247 163V162H246ZM90 164V163H89ZM254 164H257V163H254ZM259 164H260V162H259ZM86 165V164H85ZM115 165V164H114ZM94 166V165H93ZM252 166V165H251ZM251 166H249V168L251 167ZM246 167V166H245ZM161 170V169H160ZM246 171H248L249 172V170H247V168L245 169ZM259 170V169H258ZM253 171H257V170H253ZM227 172V171H226ZM244 172V171H243ZM242 172V173H243ZM251 172V171H250ZM225 173V172H224ZM230 173V172H229ZM238 176V175H237ZM258 176V175H257ZM220 177V176H219ZM112 182V181H111ZM221 183V182H220ZM223 183V182H222ZM221 183V184H222ZM262 183V182H261ZM258 184H260V183H258ZM221 186V185H220ZM109 188V187H108ZM219 188V187H218ZM48 190V189H47ZM150 192V191H149ZM112 194V193H111ZM164 195V194H163ZM256 195V194H255ZM192 196V195H191ZM226 196V195H225ZM227 197V196H226ZM114 199V198H113ZM216 199V198H215ZM253 199V198H252ZM242 200V199H241ZM65 205V204H64ZM213 205H214V203H213ZM32 206V205H31ZM125 206V205H124ZM187 206V205H186ZM194 206V205H193ZM195 207V206H194ZM198 207V206H197ZM219 207V206H218ZM153 208V207H152ZM213 210V209H212ZM203 211V210H202ZM95 213V212H94ZM139 214V213H138ZM201 215V214H200ZM145 216V215H144ZM184 217V216H183ZM187 218V217H186ZM202 218V217H201ZM204 218V217H203ZM217 218V217H216ZM125 219V218H124ZM207 219V218H206ZM222 220V219H221ZM26 221V220H25ZM137 221V220H136ZM226 221V220H225ZM109 222V221H108ZM117 222V221H116ZM210 222V221H209ZM212 222V221H211ZM211 222H210V224L209 225H211ZM251 222V221H250ZM203 223V222H202ZM242 223V222H241ZM38 226V225H37ZM193 226H194V224H193ZM197 226V225H196ZM214 226V225H213ZM207 227V226H206ZM245 227V226H244ZM198 228V227H197ZM137 229V228H136ZM188 229V228H187ZM213 230V229H212ZM214 231V230H213ZM238 231H240V230H238ZM237 231V232H238ZM175 232V231H174ZM194 232V231H193ZM199 233V232H198ZM1 234V233H0ZM207 234V233H206ZM193 235V234H192ZM182 236V235H181ZM215 236V235H214ZM213 236V237H214ZM247 236V235H246ZM193 238H194V236H193ZM197 238H198V236H197ZM21 239V238H20ZM190 240H191V238H189ZM203 239V238H202ZM206 239V238H205ZM244 239V238H243ZM214 240H217L216 238L214 239ZM213 240V241H214ZM251 240V239H250ZM185 241V240H184ZM189 241V240H188ZM211 242V241H210ZM217 243H218V241H217ZM1 244V243H0ZM204 244V243H203ZM187 245V244H186ZM17 246V245H16ZM263 247V246H262ZM196 248V247H195ZM232 248V247H231ZM184 249V248H183ZM253 249V248H252ZM151 250V249H150ZM225 250V249H224ZM247 250V249H246ZM127 251V250H126ZM46 253V252H45ZM224 253V252H223ZM133 255V254H132ZM20 256V255H19ZM154 256V255H153ZM210 256V255H209ZM140 257H141V255H140ZM142 258V257H141ZM221 258V257H220ZM15 260V259H14ZM114 260V259H113ZM135 260V259H134ZM211 261V260H210ZM247 262V261H246ZM60 263V262H59ZM221 263V262H220ZM253 263V262H252ZM257 263V262H256ZM212 264V263H211ZM217 264V263H216Z\"/></svg>",
  "mask_w": 264,
  "mask_h": 264
}]
</instances>
